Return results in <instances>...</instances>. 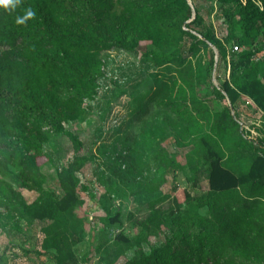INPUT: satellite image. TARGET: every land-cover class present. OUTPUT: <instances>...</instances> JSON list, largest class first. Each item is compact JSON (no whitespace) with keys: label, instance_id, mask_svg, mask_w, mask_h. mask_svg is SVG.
<instances>
[{"label":"trees","instance_id":"1","mask_svg":"<svg viewBox=\"0 0 264 264\" xmlns=\"http://www.w3.org/2000/svg\"><path fill=\"white\" fill-rule=\"evenodd\" d=\"M28 10L35 15L17 24ZM114 49L140 53L154 68L146 104L164 108L176 144L189 148L181 162L159 144L154 173H139L131 188L153 194L166 174L201 167L208 182L204 193L183 190L181 201L175 195L166 213L152 200L140 226L164 241L148 253L137 241L123 264H264V0H21L15 10L0 8V177L9 180L0 181V206L41 223V248L54 251L56 264L73 259L71 244L82 238L78 189L89 191L77 174L87 158L64 125L85 119L104 76L102 53ZM242 98L255 106V135L240 127ZM147 112L146 105L138 111ZM57 135L75 154L56 169L58 195L43 188L39 162ZM22 189L37 198L26 202ZM101 210L109 227L119 222V211Z\"/></svg>","mask_w":264,"mask_h":264},{"label":"rangeland","instance_id":"2","mask_svg":"<svg viewBox=\"0 0 264 264\" xmlns=\"http://www.w3.org/2000/svg\"><path fill=\"white\" fill-rule=\"evenodd\" d=\"M149 49V45L141 47V51ZM139 54L117 49L103 52L104 76L99 80L98 95L88 103L89 110L84 120L64 125L83 143L78 154L87 159L77 175L80 184L87 186L91 194L78 189L82 204L75 217L81 223L82 238L71 244L73 259L68 258L64 264H123L133 256L137 241H141L142 249L148 253L152 246L164 241L163 233L146 237L140 226L150 211L151 201L156 200V209L166 213L173 207L175 195L180 201L183 199V190L193 196L208 190L207 173L203 167L195 174L187 170L179 171L175 177L166 174L159 190L153 194L131 188L130 184L135 182L134 178L139 173H154L152 156L159 144L180 155L178 160L181 162L189 149L176 144L181 139L166 118L164 108L146 104L152 86L149 74L154 68L146 65ZM226 75L227 70L222 69L221 79ZM214 84L217 85V81ZM217 104L220 110L225 105L221 101ZM145 105L148 112L140 117L138 111ZM254 108L251 101L239 99L238 119L252 135L257 133L253 121L258 120H255L258 116ZM4 145L0 142V149ZM45 152L48 158L39 160L40 172L44 175L42 186L58 195L56 169L72 160L75 156L73 147L65 136L57 135L45 145ZM0 181L9 183L7 178L0 177ZM21 191L28 203L38 196L35 190ZM102 208L110 214L114 210L119 211V222L109 227L103 219ZM199 211L202 215L207 214L206 208ZM0 213L3 223L0 229V264H56L54 251L41 248V223L11 216L3 206H0ZM119 234L131 241L128 247L121 241L117 242ZM106 237H110V241L98 250V245Z\"/></svg>","mask_w":264,"mask_h":264},{"label":"clouds","instance_id":"3","mask_svg":"<svg viewBox=\"0 0 264 264\" xmlns=\"http://www.w3.org/2000/svg\"><path fill=\"white\" fill-rule=\"evenodd\" d=\"M21 0H0V8L5 10H15L20 4ZM35 13L31 10H28L23 17H18L16 20L17 24H24L28 19L32 18Z\"/></svg>","mask_w":264,"mask_h":264},{"label":"water","instance_id":"4","mask_svg":"<svg viewBox=\"0 0 264 264\" xmlns=\"http://www.w3.org/2000/svg\"><path fill=\"white\" fill-rule=\"evenodd\" d=\"M190 3V2H189ZM194 14V13H193ZM216 80H215V78H213V83L215 82ZM229 108H230V112H231V114H234V109H233V107L229 104ZM243 126V124L240 122V127H242Z\"/></svg>","mask_w":264,"mask_h":264},{"label":"built area","instance_id":"5","mask_svg":"<svg viewBox=\"0 0 264 264\" xmlns=\"http://www.w3.org/2000/svg\"><path fill=\"white\" fill-rule=\"evenodd\" d=\"M239 50V47L237 46V45H234L233 47H232V51H238Z\"/></svg>","mask_w":264,"mask_h":264}]
</instances>
